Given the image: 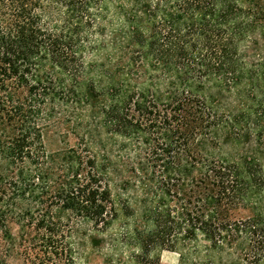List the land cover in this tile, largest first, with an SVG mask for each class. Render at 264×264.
Masks as SVG:
<instances>
[{"label":"trees","instance_id":"16d2710c","mask_svg":"<svg viewBox=\"0 0 264 264\" xmlns=\"http://www.w3.org/2000/svg\"><path fill=\"white\" fill-rule=\"evenodd\" d=\"M164 250L264 264V0H0V264Z\"/></svg>","mask_w":264,"mask_h":264},{"label":"rangeland","instance_id":"374dc122","mask_svg":"<svg viewBox=\"0 0 264 264\" xmlns=\"http://www.w3.org/2000/svg\"><path fill=\"white\" fill-rule=\"evenodd\" d=\"M60 139L55 136L47 137V144L50 149L65 146L67 143L59 141ZM69 143L73 145L75 143L74 138L69 139ZM101 256L99 252H94L91 254L90 260L94 264H100ZM10 264H19L16 262H11ZM160 264H179V255L176 252L164 250L161 252Z\"/></svg>","mask_w":264,"mask_h":264}]
</instances>
